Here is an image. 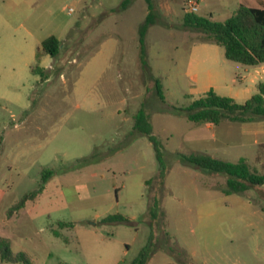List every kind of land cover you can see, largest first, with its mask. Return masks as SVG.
Returning a JSON list of instances; mask_svg holds the SVG:
<instances>
[{
	"label": "rangeland",
	"instance_id": "obj_1",
	"mask_svg": "<svg viewBox=\"0 0 264 264\" xmlns=\"http://www.w3.org/2000/svg\"><path fill=\"white\" fill-rule=\"evenodd\" d=\"M123 1L0 0V238L29 264H131L146 247V264H264V186L225 196L224 176L179 158L264 171V120L198 126L178 111L208 79L193 61L228 80L245 66L214 44L193 52L203 36L184 27L188 0ZM230 6L200 0L191 14L220 23ZM51 36L56 58L40 51ZM43 170V193L9 216ZM113 215L128 222H102Z\"/></svg>",
	"mask_w": 264,
	"mask_h": 264
},
{
	"label": "trees",
	"instance_id": "obj_2",
	"mask_svg": "<svg viewBox=\"0 0 264 264\" xmlns=\"http://www.w3.org/2000/svg\"><path fill=\"white\" fill-rule=\"evenodd\" d=\"M132 0H124L119 9H125ZM149 2V0H146ZM149 11L153 10L149 5ZM150 14V13H149ZM148 19V18H147ZM184 27L202 34L201 43H210L224 49L226 60L249 67L264 65V10L240 6L223 22H214L210 18L195 17L186 14ZM143 34L140 39V56H144ZM61 42L54 36L44 40L40 51L52 58L59 56ZM34 74H41L43 79H48L44 71L34 69ZM155 90L159 100L165 103L161 83L154 78ZM185 118L195 125L219 126L224 123H252L264 120V82L258 85V92L244 103H237L230 97L219 96L213 90L194 99L182 109H179ZM264 148V145H262ZM179 158L187 166L199 169L209 176L222 175L225 184L218 190L225 196L233 194L242 195L251 189L264 186V171L252 168L247 159H240L237 163L218 160L208 155L192 152L189 155L179 154ZM157 159L161 164L159 154ZM53 170L42 171V183L38 190L25 194L23 198L9 212H14L34 203L43 193L45 183L53 176ZM103 223L128 221L120 216H108ZM61 228L72 226L59 223ZM58 235V233H56ZM146 247L131 264H146ZM0 264H29L24 254L13 255L6 240L0 238Z\"/></svg>",
	"mask_w": 264,
	"mask_h": 264
},
{
	"label": "crops",
	"instance_id": "obj_3",
	"mask_svg": "<svg viewBox=\"0 0 264 264\" xmlns=\"http://www.w3.org/2000/svg\"><path fill=\"white\" fill-rule=\"evenodd\" d=\"M229 2L231 6L229 8L226 7L223 8V10L225 11V18L223 21L228 19L233 14V12L236 9H238L240 6L264 10V0H229ZM212 46L213 44L210 43H201V42L194 43L192 45V50L193 52H201V53L202 51H206V50L212 52L216 50ZM223 56H224V49H223ZM192 65L197 67L199 66L207 67L205 69H206V74L208 75V79L203 80V82L201 83L202 88L201 90H199V94H198L199 97L203 96L208 91L213 90L219 96L230 97L235 102L238 101V99L243 98L245 99L244 100L245 102L249 98H251V96H253L258 92V85L264 82V65L256 66V67L245 66L241 76L237 75L235 78H232L230 80H228L223 75L224 73L216 72L215 70L216 67H214V64L211 62V60L209 61L207 59H203V60L193 61ZM235 68L237 71L239 70L237 69L238 67ZM221 69H224L223 64L221 65ZM193 78L194 81L198 79V77L196 76ZM237 83H240L241 86L240 87L236 86ZM195 90L198 89L195 88ZM253 123L255 122H252V124ZM207 126L210 127L209 125ZM246 131L255 135L260 131V128L246 127ZM262 145H264V143ZM262 145H261V149H262Z\"/></svg>",
	"mask_w": 264,
	"mask_h": 264
},
{
	"label": "built area",
	"instance_id": "obj_4",
	"mask_svg": "<svg viewBox=\"0 0 264 264\" xmlns=\"http://www.w3.org/2000/svg\"><path fill=\"white\" fill-rule=\"evenodd\" d=\"M199 1L200 0H188V2H187V10L189 11V13H195V12L198 11ZM72 11L73 10L70 8L69 9V14Z\"/></svg>",
	"mask_w": 264,
	"mask_h": 264
}]
</instances>
